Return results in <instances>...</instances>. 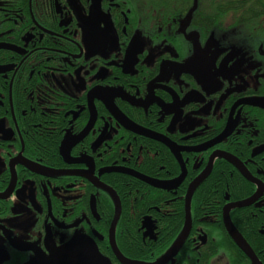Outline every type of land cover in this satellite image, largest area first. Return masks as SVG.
I'll return each instance as SVG.
<instances>
[{
  "label": "flooded vegetation",
  "instance_id": "obj_1",
  "mask_svg": "<svg viewBox=\"0 0 264 264\" xmlns=\"http://www.w3.org/2000/svg\"><path fill=\"white\" fill-rule=\"evenodd\" d=\"M57 250L264 264V0H0V264Z\"/></svg>",
  "mask_w": 264,
  "mask_h": 264
},
{
  "label": "water",
  "instance_id": "obj_2",
  "mask_svg": "<svg viewBox=\"0 0 264 264\" xmlns=\"http://www.w3.org/2000/svg\"><path fill=\"white\" fill-rule=\"evenodd\" d=\"M146 178H144L145 180ZM148 184H150L151 186H154V187H158V188H167L166 185H164L162 182H156L154 180H150V179H146L145 180ZM200 182V179H197L195 180L191 186L188 188V192H187V195L190 196L191 193L193 192L194 188L198 185V183ZM188 203V199L186 201V204ZM119 209H118V206L116 205V211H115V217L113 219V222H112V227L110 229V232L112 230V228H114V224H115V219H116V216H117V213H118ZM225 224L228 228V231L230 233V235L232 236L233 240L240 246V248L248 255L250 256L251 258H253V255H252V252L250 250V248L247 246L246 242L243 240V238L240 236V234L233 228V226L231 225L230 221H228V219L225 217ZM187 230H188V222L186 220L185 224H184V228H183V232L180 236V238L175 242V244L173 245V247L170 249V252L168 253V255H171V254H174L179 246H181L182 242H183V239L185 238L186 236V233H187ZM84 243V242H87V239L83 238V237H76V238H73L70 242H68V249H76L74 247V244L75 243ZM114 243V241L112 240V244ZM114 245V244H113ZM113 249H114V252L116 254L119 255V252L118 250L115 248V246H113ZM61 256L60 253L58 252V250L55 252L54 255L51 256V259L48 260V263L47 264H76L74 262V260H71V261H68L67 263L61 261ZM119 259H121L120 256H118ZM122 260V259H121ZM123 261V260H122ZM125 261H129L127 259H125ZM124 262V261H123ZM92 264H108L107 261H105L104 259H100V260H97L96 262L93 261ZM130 264H139V263H131ZM142 264V263H140Z\"/></svg>",
  "mask_w": 264,
  "mask_h": 264
},
{
  "label": "rangeland",
  "instance_id": "obj_3",
  "mask_svg": "<svg viewBox=\"0 0 264 264\" xmlns=\"http://www.w3.org/2000/svg\"><path fill=\"white\" fill-rule=\"evenodd\" d=\"M3 257V256H2Z\"/></svg>",
  "mask_w": 264,
  "mask_h": 264
}]
</instances>
